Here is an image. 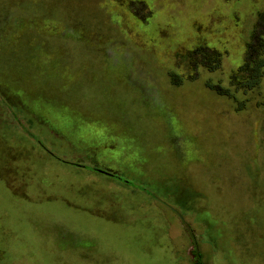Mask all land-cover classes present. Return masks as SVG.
Wrapping results in <instances>:
<instances>
[{
    "label": "rangeland",
    "instance_id": "374dc122",
    "mask_svg": "<svg viewBox=\"0 0 264 264\" xmlns=\"http://www.w3.org/2000/svg\"><path fill=\"white\" fill-rule=\"evenodd\" d=\"M263 11L0 0V264H264Z\"/></svg>",
    "mask_w": 264,
    "mask_h": 264
},
{
    "label": "trees",
    "instance_id": "16d2710c",
    "mask_svg": "<svg viewBox=\"0 0 264 264\" xmlns=\"http://www.w3.org/2000/svg\"><path fill=\"white\" fill-rule=\"evenodd\" d=\"M207 51V52H206ZM193 58L197 62H201L210 71L216 70V67L211 66L212 56L208 49L199 48L195 51ZM203 58V59H202ZM264 70V11L260 14L256 30L253 31L249 44L246 46L243 65L238 69L240 81L238 88L244 91L256 88L262 77ZM219 94H225L226 91H221L220 88L210 87ZM198 259V254L195 256Z\"/></svg>",
    "mask_w": 264,
    "mask_h": 264
}]
</instances>
